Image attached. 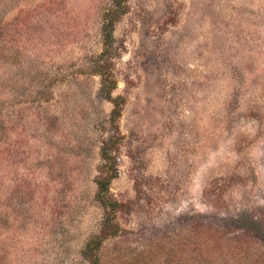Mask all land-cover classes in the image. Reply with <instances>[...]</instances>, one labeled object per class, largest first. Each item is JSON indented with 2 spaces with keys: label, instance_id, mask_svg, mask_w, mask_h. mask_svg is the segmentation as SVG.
I'll list each match as a JSON object with an SVG mask.
<instances>
[{
  "label": "rangeland",
  "instance_id": "1",
  "mask_svg": "<svg viewBox=\"0 0 264 264\" xmlns=\"http://www.w3.org/2000/svg\"><path fill=\"white\" fill-rule=\"evenodd\" d=\"M0 264H264V0H0Z\"/></svg>",
  "mask_w": 264,
  "mask_h": 264
},
{
  "label": "trees",
  "instance_id": "2",
  "mask_svg": "<svg viewBox=\"0 0 264 264\" xmlns=\"http://www.w3.org/2000/svg\"><path fill=\"white\" fill-rule=\"evenodd\" d=\"M112 13L107 12L105 17V22L103 26L104 30V36H105V50L99 55L98 60L95 64V69H98L100 71V74L102 75V91L105 95L112 101L114 108L112 110L111 114V122L116 127L117 126V119L119 118L121 114V103L118 98L112 97V95L109 92V89L112 88V85L114 83V80H112L111 76L105 71H107L108 67L106 66V63L109 62L107 59L108 57V51L109 48L112 47L114 37H113V28H114V21L115 19L112 18ZM106 62V63H105ZM115 146V141L113 139H109L107 142H105L101 148V155L103 160L105 161V166L108 168V173L106 175L99 176L97 178L96 182L98 185V191H97V198L101 202V204L106 209V218H105V226H107L109 229L111 228V222L113 218V213L116 209L117 202H112L108 198V192L110 188V183L113 178L116 177V172L112 171L114 169V162L115 157L113 154V149ZM106 231V230H105ZM100 235H94L92 238L89 239L86 245L85 249V255L92 260V257L94 255V249L98 243ZM101 238V237H100ZM93 261L96 262L95 258L93 257Z\"/></svg>",
  "mask_w": 264,
  "mask_h": 264
}]
</instances>
